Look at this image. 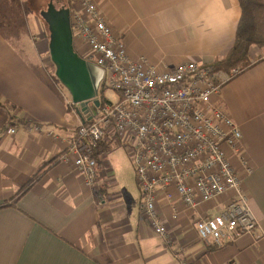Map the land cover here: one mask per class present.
I'll return each instance as SVG.
<instances>
[{"label": "crops", "instance_id": "1", "mask_svg": "<svg viewBox=\"0 0 264 264\" xmlns=\"http://www.w3.org/2000/svg\"><path fill=\"white\" fill-rule=\"evenodd\" d=\"M62 1L72 14V0ZM94 1L123 35L130 57L144 56L162 69L225 57L242 14L239 0ZM44 27L35 16L43 37L29 33L30 43L24 31L16 42L0 32V264H264V50L252 46L254 64L213 97L241 127L251 165L243 184L261 229L216 247L200 239L195 223L217 214L230 194L196 208L175 192L173 200L161 195L157 213L168 228L162 236L141 214V191L139 197L121 191L108 154L98 163L95 186L86 184L73 158L61 159L83 117L43 63ZM73 36L82 56L87 47ZM33 125L41 130L30 131ZM233 163L240 169L235 157Z\"/></svg>", "mask_w": 264, "mask_h": 264}, {"label": "built area", "instance_id": "2", "mask_svg": "<svg viewBox=\"0 0 264 264\" xmlns=\"http://www.w3.org/2000/svg\"><path fill=\"white\" fill-rule=\"evenodd\" d=\"M72 5L74 35L87 47L82 57L104 69V80L119 97L84 114L61 159L73 158L86 184L95 186L98 157L105 154L95 156L99 146L124 145L142 193L141 214L158 234L168 235L157 213L158 199L173 200L176 193L188 208L230 194L217 214L196 220L205 243L221 247L239 235H257L261 227L243 184L242 172L251 170L243 133L213 101L240 70L215 71L195 60L162 69L144 56L133 59L123 35L94 0H72ZM69 103L78 113L79 106ZM259 236L264 238V231Z\"/></svg>", "mask_w": 264, "mask_h": 264}, {"label": "water", "instance_id": "3", "mask_svg": "<svg viewBox=\"0 0 264 264\" xmlns=\"http://www.w3.org/2000/svg\"><path fill=\"white\" fill-rule=\"evenodd\" d=\"M41 16L49 31L48 47L56 68L55 76L69 91L72 102L79 105L78 113L83 117L89 112L90 102L99 96L104 69L75 50L69 7H58L54 0H50Z\"/></svg>", "mask_w": 264, "mask_h": 264}, {"label": "trees", "instance_id": "4", "mask_svg": "<svg viewBox=\"0 0 264 264\" xmlns=\"http://www.w3.org/2000/svg\"><path fill=\"white\" fill-rule=\"evenodd\" d=\"M239 2L242 14L237 27L234 44L225 57L206 64L212 70H222L229 73L231 70L239 68V73H241L254 64L251 58L252 46H257L264 50V0H239ZM17 10L18 12H16ZM23 12L24 4L21 0H0V32L5 38L9 39L10 37H15L16 39H20L19 31H17L18 34L13 31L15 28L14 21L16 18H19L20 13L23 14ZM56 81L60 84L57 78ZM109 89L108 83L106 80H103L100 86L99 96L95 100L98 102V107L112 102L107 95ZM107 145H110V147ZM114 146L118 145L111 141L106 145L99 146L95 156L98 157L101 153L105 154H101L103 156L100 155L98 157V163H100V160L102 161L103 157L108 154ZM44 166L37 171L32 180L42 175ZM98 172L97 170L96 181L99 179ZM32 180L31 183L33 182ZM107 187L106 183L104 187L101 188ZM24 190L26 189L24 188L22 191Z\"/></svg>", "mask_w": 264, "mask_h": 264}, {"label": "rangeland", "instance_id": "5", "mask_svg": "<svg viewBox=\"0 0 264 264\" xmlns=\"http://www.w3.org/2000/svg\"><path fill=\"white\" fill-rule=\"evenodd\" d=\"M21 2L24 4V12H23V14L20 13L19 18L15 19V21H14L15 28L13 31H15L16 34H18L17 31H19V33H20V30L24 31L25 32V40L27 41L26 43H30L31 40L27 39V38H29V36H28L29 33H30V35H32L33 40L39 39L40 37H43V33H38V31L34 28L35 16L38 19V22H41L42 25L44 24V26L46 25V28L45 27L44 28L46 30L48 29L46 22L44 21V19L40 15V11L47 8L49 0H21ZM54 2H55V4H57L58 7H62L64 4L63 3L64 1H62V0L61 1L60 0H54ZM28 8H31V9L28 11ZM33 11L35 13H33ZM16 12H18V10ZM27 26H29V29L26 28ZM48 34H49V32H48ZM9 39L13 40L14 42H16L18 40L15 37H10ZM259 56H264V53H262ZM43 63L46 65L47 69H49L51 71L54 78L56 79V76H55L56 68H55V65L53 64V62L51 60L49 50L45 54V57L43 59ZM234 70L235 69L231 70V72H229V73H232ZM238 70H240V69L238 68ZM64 90L68 93L70 98H72L69 91L66 88ZM107 95L109 96L110 99H114V100H117L119 97V95L117 93H115L114 91H112L111 89L108 90ZM89 110H91L93 112L98 110V105H97L95 100L90 102ZM108 157H109V160L111 162V165L114 168L112 170L110 169V171L114 172V170H115L116 175L114 176V178H117L118 183L121 186V191L124 188L126 190V192L132 194V196H134L135 193H136V195L140 194L141 190H140L139 185H138L135 166H134V163L132 161L131 153H130L129 149H126V147H124V145L114 146L110 150V152L108 153ZM101 163H102V161H101ZM104 171L106 172L107 168H105ZM107 185L109 186V182H107ZM141 195H142V193H141ZM141 201H142V197H141Z\"/></svg>", "mask_w": 264, "mask_h": 264}, {"label": "clouds", "instance_id": "6", "mask_svg": "<svg viewBox=\"0 0 264 264\" xmlns=\"http://www.w3.org/2000/svg\"><path fill=\"white\" fill-rule=\"evenodd\" d=\"M79 106V105H78Z\"/></svg>", "mask_w": 264, "mask_h": 264}]
</instances>
